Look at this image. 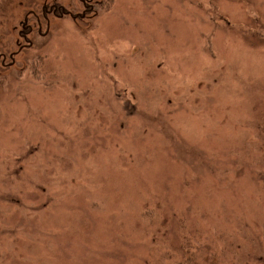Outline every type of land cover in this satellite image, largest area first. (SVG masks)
I'll return each mask as SVG.
<instances>
[{
	"label": "rangeland",
	"instance_id": "rangeland-1",
	"mask_svg": "<svg viewBox=\"0 0 264 264\" xmlns=\"http://www.w3.org/2000/svg\"><path fill=\"white\" fill-rule=\"evenodd\" d=\"M99 1L0 0V264H257L264 0Z\"/></svg>",
	"mask_w": 264,
	"mask_h": 264
},
{
	"label": "flooded vegetation",
	"instance_id": "flooded-vegetation-1",
	"mask_svg": "<svg viewBox=\"0 0 264 264\" xmlns=\"http://www.w3.org/2000/svg\"><path fill=\"white\" fill-rule=\"evenodd\" d=\"M49 1L52 2V4L50 7H48L47 12L52 13L55 16L59 15L58 13L59 11H57V8L60 10L62 7L56 6V4H54L56 0H52V1L49 0ZM104 2L105 1H99V0H82L81 3L83 5V12L76 14L74 18H81L82 20H84L92 13H95V11L98 10V8H100V6L103 5ZM47 5L48 3L45 5L44 8H46ZM64 10H65L64 8L61 9V11H64ZM66 12L67 11H64L65 14H67ZM28 17H30L31 19L35 18L34 16H27L25 18L24 23L22 22V28L18 31V34L20 36V39L17 42L18 49L13 51L9 48L8 45H4V46L0 45V80L2 79V77H4L3 75L9 73V70L12 69V66L16 65L17 58L21 57L20 56L21 54H23V57H21L23 60V65H25L26 67H29L30 64L38 61L37 54L39 53V51L37 47L39 46V43H38V40H36V38H39V37L37 36V33L38 34L43 33V35H45L44 37L50 36V33L46 35L48 30L45 32L42 31V22L40 18H37L36 20L34 19L33 25L32 24L30 25ZM40 50H42L41 46H40ZM29 52H35L36 55L32 56L31 59H28L26 57ZM8 58L10 59L9 63H7ZM0 84H2V82H0Z\"/></svg>",
	"mask_w": 264,
	"mask_h": 264
},
{
	"label": "trees",
	"instance_id": "trees-1",
	"mask_svg": "<svg viewBox=\"0 0 264 264\" xmlns=\"http://www.w3.org/2000/svg\"><path fill=\"white\" fill-rule=\"evenodd\" d=\"M185 240H187V236H185ZM187 245V244H186ZM262 246V250H261ZM201 248L195 249L190 245H183L180 251V254L182 255V259L178 260L175 264H198L195 263V255L200 251ZM196 251V253H194ZM258 253L256 254V261L257 264H262V260L264 261V244L257 247ZM205 253H202L200 256L203 257ZM200 264H212L211 260L203 259Z\"/></svg>",
	"mask_w": 264,
	"mask_h": 264
}]
</instances>
